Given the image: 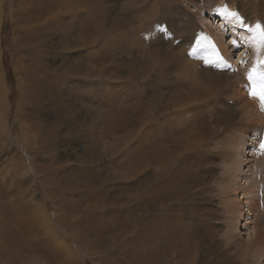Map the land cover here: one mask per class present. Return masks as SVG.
<instances>
[{
  "label": "rangeland",
  "instance_id": "1",
  "mask_svg": "<svg viewBox=\"0 0 264 264\" xmlns=\"http://www.w3.org/2000/svg\"><path fill=\"white\" fill-rule=\"evenodd\" d=\"M41 1L44 2L43 5L49 7V10L46 11L47 14H45L43 18L39 16L40 19L37 25H44L47 21L50 23V26L51 24L57 23V25H55L58 26V28L62 27L60 29L66 31V40L64 37L57 36L56 38V36L51 35L50 40H53L52 44L59 41H66L70 51L63 52V58L67 56H70L67 57L69 59L79 57L78 59L80 60L83 58V66L91 68L87 60V48L85 49L80 41L81 33L79 31L80 22L78 18H82L84 15L79 13L74 15L72 11L69 10L68 3L73 0H58V2L55 0ZM33 2L38 5V0H0V76L2 78L1 83L5 90L3 103L0 104V188L1 185H16L19 177L15 178L12 173L14 172L15 176H18V172L16 173L15 170L18 171L20 166H17V164L9 165L8 163L9 161L13 163V161H15L14 159H20V157L24 160L27 159L25 154H29V148L33 147L34 142V140L31 139V132L24 129L26 128L24 124L27 123L25 121L27 118L17 114L19 107L17 105L23 103L20 96L23 94V91L27 90L26 87L28 86L25 72L21 71L20 67L23 66L25 61L29 58L27 53L18 54L19 35L17 32V25L21 23L22 14L25 13L29 3ZM98 2L100 4L101 21L104 27L97 41L98 47L101 46L99 47L100 50L102 47H105L106 50L113 49V55H108L107 52L101 53V62L106 58V60L102 62L103 66L94 65L98 67L100 72L97 77V88L94 91L91 90V95H89L87 91H84V94L80 97L77 93L73 95L72 92L76 88H82L83 90L89 89L88 91H90L89 81L92 77L73 79L72 82L69 80L65 83L67 88L61 87L62 90L59 91L57 95L62 100L63 105L65 106L66 104L68 110L70 108L69 111L72 116L81 114H83L81 116H85L87 114V121L88 118L94 117L97 113H100L101 115L99 114V116L101 118L99 117L100 122L98 128L101 129L99 130L97 128L98 130H95L93 133H90L89 130L86 133L84 131L79 132V128L73 126L74 124H72L70 120L69 125L64 124L58 130L57 138L51 145V151L42 153L38 156V159H36L37 164H48L47 157L52 154L54 157L53 163L56 167L62 165L66 169H64V171H69L67 176H76L80 168H78L75 159L82 157V145L88 141V138L99 139L96 144L98 145L96 149L97 152L103 151L105 145L108 147L115 142H125L124 140H126L127 133L124 130V118H122L121 112L124 113L127 108H130L131 102L128 100L131 99V97H136L137 94L141 95L145 100V98H151L161 93V99L167 101L168 105L165 106V111L158 108L154 112L157 117L155 124L162 126L154 130V134L156 137L159 133H171L172 128H174L175 131L177 130V134L173 135L179 139V146H181L180 143L183 145L181 146L182 156L186 155V158L189 160H187L184 165L188 168L187 172L189 171L191 175V177L184 176L188 181L186 186L185 183L181 181L183 183V186L181 185L183 189H181L184 190H181V193L184 195V200H181L180 203L181 209L183 210L182 214L185 212L183 215L188 217L190 215L188 210L190 212L194 210V212H196L195 216L199 214L202 216V226L197 229V231L199 230L198 239L200 237V242L198 243L195 264H264L258 257L257 249L252 248L250 250L245 248L247 242L245 234L250 232L251 229H253L258 236L264 235V172L260 167V162L264 158V152L260 150V142L264 141V122L261 120L260 122L250 121L241 114V109L246 110V107H251L249 105L251 102L250 97L254 96L251 92L255 84L248 85V77L243 70L247 67V63L250 62L249 59L250 57L252 58L254 51L250 47H245V44L242 46L241 42L236 41L235 45L238 48H230L229 56L226 58V56L220 52L219 45L215 41V33L210 30L207 22L201 23L202 18H206L211 22L213 21L212 19H214L216 23L223 15L227 20L226 23L233 21L232 25L237 27L239 33H254L257 24L261 25V31H264V0H98ZM85 3L83 7L85 8V6H88V9H90L91 7L89 8L87 0H85ZM85 9L88 10L87 8ZM229 11L234 14L232 18H230L228 14ZM75 18L77 21H75ZM75 22H78V24H75ZM219 26L220 22L216 24V27ZM228 34H230V31H226L225 36ZM67 36H69V39H67ZM231 37L226 38L227 44L230 46L232 45V43L229 44ZM262 45L263 55L260 62L264 61V42H262ZM141 47L145 48V51L140 50ZM105 49H102V51H105ZM130 49H135L133 54L129 53ZM153 50L157 53L154 52V54H151V52H149ZM158 51L161 52V54L158 53ZM125 53L127 55H125ZM240 54H243L242 57L244 61H239L238 63V58H241L239 57ZM143 55L145 57L139 59L140 61L131 59V57H142ZM62 56L60 55L61 58L57 57L52 59L51 57V59H48L46 62L49 66L48 68L57 72V67L60 65L64 66L63 63L67 60L62 59ZM166 56L168 57L167 63L164 62ZM144 59H146V61L149 60L147 62V66L149 65V67H153L155 63H157L156 66L153 67L155 72L153 69L151 71L149 70V72L145 70L146 63L144 65L142 62ZM131 60L139 62L137 65L139 64L141 67H139V65L134 66ZM159 62L164 64V71H156ZM261 64L264 66V63ZM113 65H115V67H112ZM183 68L186 70L192 69V73L194 70L195 72L192 74L193 77L186 76L185 78L187 80H185L182 73ZM142 69L144 71H142ZM62 70H64V67ZM216 73L223 74L224 76L227 74V76H231L232 79L225 84L226 88L222 86L224 88L223 91L218 94L213 91L209 94L210 97L217 98L213 100V105L204 112V116H201L199 111L204 103L202 101L194 104L189 103L190 99H186V95L188 93L191 94L193 90L190 87L191 91L189 92V86L194 85L193 82L203 81L206 79L205 76L208 77L207 84H210L211 81L214 83V81H216ZM143 75L144 77H142ZM129 76L133 80H130ZM126 78H129V80L127 79L126 81ZM240 84H242L244 88ZM202 85L203 90L201 92L205 91L207 87L206 84ZM245 85L247 87H245ZM255 87L257 86L255 85ZM77 91L79 92V90ZM115 92L120 93L116 94ZM239 94L240 96H237ZM175 96H179L180 98L176 99ZM90 97H93L96 102L91 103ZM99 98L102 99L101 105L97 102ZM71 99L72 103L70 101ZM50 105H52V102L48 98H45L41 107L42 109H40L36 115L41 125H44V123L46 124L48 121H53L58 113V111L56 113L51 110ZM142 105L143 104L139 105V110ZM190 105H194L196 108L192 110L189 108ZM225 107L230 108L231 110L229 109V111H233L232 118L227 124L222 123L220 120L221 113ZM254 110L257 111V114L262 112L264 116V106H262V102L257 104ZM113 118L117 120V124L113 123L114 132L112 129L109 130L111 128H109L110 124L106 123ZM204 119L209 124L205 123L207 127L201 130L203 133L199 135L201 137L196 136L198 125L201 127ZM128 127L129 126H127V128ZM211 129H219V131H217V133L214 130L211 131ZM132 130V136L139 135L137 137L140 139V143H142L138 145L139 147L137 146V149H134L137 139L129 141L126 147L122 146L120 150H117V157L114 159L112 166L109 168L106 167L107 173H113L116 178L113 182H107L103 189V191H105V199L108 203L116 199L118 200L119 195L122 193L123 195H130V200L127 202L130 206L134 204L138 205L147 187V180L144 179L149 174L148 172L152 167L146 170L142 162V157L144 150H146V143L150 142V137L152 136L149 137L145 124ZM208 130H210V133ZM27 132L30 134H27ZM212 132L214 133L211 136ZM203 136L205 139H203ZM240 141L250 145L246 158L248 166L251 167L253 176H256L259 181L255 191L256 197L252 204L254 223L249 227L247 226V228L243 227L245 221L243 217L246 216V208L241 209L240 207L242 216L239 215L237 218L238 222L237 220L236 222L237 226H240L242 229V231H239L241 235L237 232L238 234H235L239 235L237 236L238 238L232 239L231 242H227L226 237L230 222V218H228L224 206L227 193H229L226 188L229 175L227 171L233 155L235 156L234 147ZM191 143H193L191 151L197 154L196 159H193V157L191 159L188 158L189 149L187 148L189 145L191 147ZM169 150L173 151L174 149L170 148ZM248 155L249 157H247ZM98 156H100L99 153H97L95 158ZM95 158H93V160ZM106 162V159H99L92 165H85L84 168H87L89 171L86 172L84 170V175L81 177L83 178L81 181L84 182V185L94 187L92 179L98 180L103 172L100 170L99 172L93 171L91 166L100 168V166L104 165L103 163ZM178 162L177 159L176 163ZM140 170L142 172H139ZM64 174L66 173L64 172ZM125 177L129 179L125 180ZM22 178L26 179V176L23 175ZM188 186H193L189 192L185 191L189 189ZM184 187L186 189H184ZM11 195L12 196H10L8 192L2 194V197L7 200H0V214L7 203L12 202L15 204L16 202L28 201L27 198H22L21 196L16 197V192ZM37 198L39 199V197ZM232 198L235 199L236 196H232ZM65 199L75 200L78 199V196L71 194L68 197L65 196ZM84 207H86V205L82 206V208ZM159 207V203L156 202L152 206H146V211H152V209L157 211ZM196 208L199 210L197 211ZM52 210L53 207L49 208L50 212ZM81 214L86 216L80 220L81 222L91 218V222L88 225L91 228L90 237L92 238L93 233L102 235L100 242L102 246L106 248L105 256H108L111 262H114L113 264H138V261L139 264L146 263L145 258V261L143 259L138 260L143 254L141 255L139 253L140 257L138 256V258L136 255L129 253V236L122 238V236L117 233L118 230H114L113 234L110 233V223H112L109 218L110 212L109 215L107 212L99 214L90 209L81 212ZM154 215H158V211ZM197 216L195 218H197ZM79 217H81V215L74 218L73 224L81 230L82 228L77 223ZM184 220L186 221L187 219L184 218ZM53 224L57 225L59 222L55 220ZM258 233H260V235ZM58 236L63 237L61 232ZM163 240L165 241V239ZM159 253H161L160 256L166 261V264H170L169 262H172L171 260L175 258L174 252L173 255L172 252H165L162 248ZM85 254L86 253L82 250H80V253L76 252L73 264H96L94 262L100 259L97 258L96 254ZM68 256H70V254Z\"/></svg>",
  "mask_w": 264,
  "mask_h": 264
},
{
  "label": "bare ground",
  "instance_id": "2",
  "mask_svg": "<svg viewBox=\"0 0 264 264\" xmlns=\"http://www.w3.org/2000/svg\"><path fill=\"white\" fill-rule=\"evenodd\" d=\"M55 1L58 2V0ZM87 1L89 4V8L91 7L90 9H88V6H85V8H87L88 10L83 7L84 4H86L85 0L70 1L68 3V7L74 15L78 13L84 15L82 18H78V21L80 22L79 31L81 33L80 41L82 42L83 47L85 49L87 48V60L91 65V68L83 66V58L80 60L78 59L79 57L75 59L67 58L70 56L63 58V52L68 50L70 51V48L68 47L66 41H59L52 44L53 40H50L51 35L56 36V38L57 36L64 37V39L66 40V31L60 29L62 27L58 28V26H56L57 23H55L56 25L51 24L50 26V23L47 21L44 25H37L38 20L40 19L39 16L43 18L45 14H47L46 11L49 10V7L43 5L44 2H42L41 0H38V5L35 2L29 3V6H27L28 8L25 10V13L23 12L24 14H22L23 17L21 23L17 25V32L19 35V48H17L18 54L21 55L22 53H27L29 55L28 60L25 61L24 65L20 67V70L25 72L28 86L26 87L27 90L23 91V94L20 96V99L23 103L17 105L19 106L17 114L21 117L24 116L27 118L25 120L27 123H23L24 127H26L24 129L31 132V134L33 135H31V139L34 140V142L33 147L29 148V154H25L27 156V159L24 160L20 157V159H14L15 161H13V163L10 161L9 163L7 162L9 165L17 164V166H20L18 171L15 170L16 173L18 172V176H15L14 172L12 173L15 178L19 177V179L17 180L16 185H1L0 200H7L2 197L3 193L8 192L10 193V196H12L11 194H14L16 192V197L21 196L22 198H27L29 202H16L15 204L11 202L7 203L6 206L3 207V211L0 214V264H73V259L76 257V252L80 253V250L84 251L87 255L92 253L96 254L97 258H100L96 262H94L93 260V262L96 264H113L114 262H111V259L108 258V256H105L106 248L102 246V243L100 242L102 235L93 233L92 238L90 237L91 228L88 225L91 222V218L85 220L84 222L80 221L82 218L86 217L85 215H82L81 212H85L90 209L99 214L107 212L109 215L110 212L109 218L112 222L110 223V233L113 234L114 230H118L117 233H119L122 238L129 236V253L134 254L137 257L139 256V253L141 255L143 254L141 257L139 256L140 258L138 257V260H144L145 258V264H166V261H164V259L160 256L161 253H159L161 248L162 250H165V252H172V254L173 252L175 253V258L174 260H171L172 262H169L170 264H195L197 258L198 243L200 242V237L198 239L199 230L197 231V229L202 226V216L198 213L199 215H196L197 218H195L196 212H194V210L193 212L192 210L191 212L188 210L190 214L188 217L183 215L185 212L182 214L183 210L181 209L180 203L181 200H184V195L183 193H181V190L183 189V183L181 181H183L186 186V183L188 181L185 178L189 176L191 177V175L189 171L187 172L188 168L184 165V163L188 159L186 158V155L182 156L183 153L181 152V146L183 145L180 143L181 146H179V139L174 136L177 134V130L175 131V129L172 128L171 133H159L156 137L154 134V130L162 127L161 125L155 124L157 117L155 116L154 112L158 108L165 111V106L168 105L167 101L161 99V93H158L151 98H145V100L141 95L137 94L136 97H131V99L128 100L131 102L130 108H127L124 113L121 112L122 118H124V130L127 133V141L124 140L125 142H115L113 145L108 147L105 145L103 151L97 152L96 149L98 145L96 144L98 143L99 139H90L87 137L88 141L82 145V157H80L79 159H75V162L78 164V168H80L78 170L79 173H77L76 176H67L69 171H64L65 167H63L62 165H58L56 167L53 163L54 157L52 156V154L48 155L47 157L48 164L38 165L36 162V159H38V156H40L42 153H48V151H51V145L57 138L58 130L64 124L69 125L70 120L72 124H74L73 126H77L79 128V132L84 131L86 133L89 130L90 133H93L95 130L99 129L98 124L100 122V113H97L98 116L95 115L94 117L92 116L88 118L87 121V114L85 116H81L83 114L72 116L69 111L70 108L68 110L66 108L67 105L65 104L64 106L62 100L57 95V93L62 90L61 87L67 88V85L65 83L69 80L70 82H72L73 79L92 77L89 81L91 88L90 91H88L89 89L83 90L82 88H76L72 92L73 95L77 93L80 97L84 94V91H87V93L91 95V90H96L98 85L97 77L99 76L100 70L97 66L102 65V62L106 60V58H104L101 62V53L107 52L108 55H113V49L106 50L105 47H102L100 50L99 47L101 46L98 47L97 41L99 40L101 31L104 28L103 22L101 21L100 4L98 0ZM228 14L230 15V18H232L234 15L230 11ZM212 20L213 21L211 22L206 18H202L201 23L207 22L210 30L215 33L214 38L219 45L220 52L225 55L226 58H228L230 48L234 49L236 47V41L241 42L242 46H244L245 44V47L252 48L254 54L252 58L250 57V62L247 63L248 65L246 64L247 67L243 70L247 77L249 73H252L253 75V79L251 81L248 79V85L255 84L258 88L262 84H264V80L261 79L262 77H264V66H262L260 62V59L263 55V45L255 29L254 33H239L237 27H234L232 25L233 21H231L230 23H226L227 20L223 15L220 19H218V21H216V23L214 19ZM75 21H77L76 18ZM218 22H220V26L216 27V24ZM76 23L78 24V22H75V24ZM226 31H230V34L225 36ZM67 37V39H69V36ZM227 37H231L229 41V44L232 43L231 46L227 44ZM102 49H105V51H102ZM134 50L130 49L129 53L133 54ZM140 50L145 51V48L141 47ZM149 52H151V54H154V52L156 51L153 50ZM158 53L161 54V52L159 51ZM60 55L62 56V59H67L63 63L64 66H58L56 69L57 72L53 69H49V66L46 64L47 60L51 59V57L52 59L57 57L61 58ZM125 55L127 54L125 53ZM242 56L243 54H240L239 57L241 58H238V63L239 61H244ZM144 57V55L142 57L134 56V58L131 57V59H134L136 61L139 59H143ZM131 61L134 66L139 63L134 62L133 60ZM148 61L149 60L146 61V59L142 61L144 65L146 63V69H144L148 72L152 69L154 71L153 67H155L157 63H155V66L149 67V65L147 66ZM160 62L157 65L156 71H164V64ZM164 62H168L167 56ZM94 65L97 66L95 67ZM63 67L64 70H62ZM112 67H115V65H113ZM139 67L141 66L139 65ZM142 71L144 70L142 69ZM194 72L195 71L193 70L192 73V69L186 70L183 68L182 70L184 78L186 76L193 77L192 74H194ZM144 75L142 77H144ZM215 75L216 81H214V83L211 81L210 84H207L208 77L205 76L206 79H204L203 81L193 82L194 85L189 86V88L191 87L193 89L192 91L191 88L189 90V92L191 91L192 95L188 93L186 95V99H190V104L198 103L200 101L204 103V105L200 107L201 110L199 111L201 116H204V112L213 105V100L217 98L210 97L209 94L213 91H215L216 94L223 91V87L225 86V84L230 79H232L231 76L229 77L227 76V74L224 76L223 74L216 73ZM129 78H126V81L127 79L129 80ZM1 79L2 78L0 76V104L3 103V98L5 95V90L1 83ZM130 80L133 79L130 78ZM185 80L187 79L185 78ZM201 83L207 85L205 91L203 92H201L203 90V85ZM240 85L242 86V84ZM245 87L247 86L245 85ZM77 90H79V92ZM115 93L118 94L120 92ZM240 94L237 96H240ZM175 97L176 99L180 98L179 96ZM45 98H48L52 102V105H50L51 110L56 113L58 111V113L56 115L57 118L55 117L53 121H48L47 119L48 122L46 124L44 123V125H41L37 120L36 115L38 111L42 109L41 107L45 101ZM250 99L251 102L249 103V105L251 107H246V110L241 109L242 116H245L250 121L260 122L261 120L262 122H264V116L262 115V112H260V115L257 114L256 110H254L257 104H260L262 102L260 97L258 95H254L250 97ZM70 101L72 103V99ZM90 102L95 103L96 100H94L93 97H90ZM97 102L101 105L102 99L99 98V101ZM140 104L143 105L139 110L138 107ZM189 108L193 110L196 108V106L190 105ZM229 109L230 108L227 107L223 108L220 117L222 123L227 124V122L232 118L233 111H229ZM106 123L110 124L109 128H111L109 130L112 129V131L114 132L113 125L117 124V120L113 118ZM205 123L209 124L204 119V121H202L201 127H199L198 125V132L196 136H199L202 133L201 130H204V128L207 127ZM142 124H145L147 126L149 137L152 136L150 137V142L146 143V150H144L142 157V162L146 170H148L149 167H152L148 172L149 174L144 179L147 180L146 190L144 191L141 201L138 202V205L134 204L130 206L127 203L130 200V195H123L122 193L119 195L118 200L116 199L108 203L105 199V191H103V189L106 186L107 182H113L116 178L113 173H107L108 171H106V167L109 168L112 166L114 159L117 157V150H120L122 146L126 147L129 141L137 139V143L135 142L136 146L134 147V149H137V146L141 145L142 142L140 143V139H138L137 137L139 135L132 136V129H135ZM127 126H129L130 128H127ZM213 130L215 132L219 131V129H211V131ZM29 132H27V134ZM208 132L210 133V130H208ZM213 133L214 132H212L211 136L213 135ZM203 139H205L204 136ZM249 147L250 145L246 142L240 141L239 143H237V145H235L234 147L235 156L233 155L231 163L228 165L227 173H229V175L226 188L227 192L229 193H227L226 202L224 204L226 213L228 214V218H230V222L228 225L229 230L226 237L227 242H231L232 239H236L238 238L237 236L241 235V232L239 231H242V229L240 228V226H237V218L239 217V215L242 216L240 207L241 209L246 208V216L243 217V220H245L243 227L247 228V226L249 227L254 223L252 204L254 202V198L256 197L255 191L257 188V183L259 181L257 180L256 176H253L251 167L248 166L246 154ZM170 148H173L174 150L170 151ZM191 148H193V143H191V147L189 145L187 148L189 149L188 158L191 159L193 157V159H196L197 154L193 153V151H191ZM97 153H99L100 156L95 158ZM247 157H249V155ZM93 158L95 159L93 160ZM99 159H106L108 163H103L104 165L100 166V168H95L93 166H91V168H93L92 170L96 172H99L100 170L103 172V174H101L98 180L92 179L94 187L84 185V182L81 181L83 180V178L81 177L84 175V170L86 172L89 171L87 168H84L85 165H92ZM177 159L179 161L178 163H176ZM260 167L264 172V158L260 162ZM244 168L247 169L245 170ZM142 171L140 170L139 172ZM64 172L66 174H64ZM23 175L26 176V179L22 178ZM184 176L186 177L184 178ZM127 179L129 178L125 177V180ZM188 187L189 189L185 190L187 192L191 191V189L193 188V186ZM184 189L186 188L184 187ZM71 194L77 195L78 199H65V196L68 197ZM232 196H236V198L233 199ZM37 197H39V199ZM156 202H158L160 206L157 209L158 215H154L157 212L155 209H152V211H146V206H152ZM85 205L86 207L82 208V206ZM52 207L53 210L50 212L49 208ZM196 209L197 211L199 210L198 208ZM78 215H81V217H79L77 221L78 225L82 228L81 230L75 227L73 224L74 218H76V216ZM184 218H186L187 220L185 221ZM53 219L54 221L56 220L57 222H59V224H53ZM60 232L63 237L58 236ZM237 232H239L240 234L236 235L238 234ZM258 234L260 235V233ZM245 236L247 238L245 248L250 250L252 248L257 249L260 261L264 262V235L258 236L257 233L253 229H251V231L245 234ZM163 239H165V241ZM67 253H69L70 256H68L69 254ZM137 263L139 264V261Z\"/></svg>",
  "mask_w": 264,
  "mask_h": 264
},
{
  "label": "snow or ice",
  "instance_id": "3",
  "mask_svg": "<svg viewBox=\"0 0 264 264\" xmlns=\"http://www.w3.org/2000/svg\"><path fill=\"white\" fill-rule=\"evenodd\" d=\"M255 31L258 33L261 42H264V31H261V25L257 24L255 26ZM261 63H264V61H261ZM248 79L250 81L253 79L252 73H249ZM261 79L264 80V77H262ZM251 94L258 95L262 101V106H264V84H262L259 88L254 86ZM260 150L264 152V141L260 142Z\"/></svg>",
  "mask_w": 264,
  "mask_h": 264
}]
</instances>
